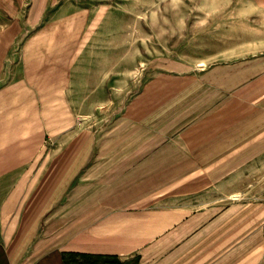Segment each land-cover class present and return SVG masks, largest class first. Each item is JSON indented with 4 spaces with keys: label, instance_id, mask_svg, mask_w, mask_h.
<instances>
[{
    "label": "crops",
    "instance_id": "1",
    "mask_svg": "<svg viewBox=\"0 0 264 264\" xmlns=\"http://www.w3.org/2000/svg\"><path fill=\"white\" fill-rule=\"evenodd\" d=\"M137 6L0 0V264H264V54L90 129L148 50Z\"/></svg>",
    "mask_w": 264,
    "mask_h": 264
},
{
    "label": "rangeland",
    "instance_id": "2",
    "mask_svg": "<svg viewBox=\"0 0 264 264\" xmlns=\"http://www.w3.org/2000/svg\"><path fill=\"white\" fill-rule=\"evenodd\" d=\"M137 1L138 21L147 24L138 39L148 50L138 53L134 75L122 76L121 84L115 85L120 98L105 101L104 109L89 117L95 133L101 126L125 123L129 97L152 74H202L264 54V0H153L148 5Z\"/></svg>",
    "mask_w": 264,
    "mask_h": 264
}]
</instances>
